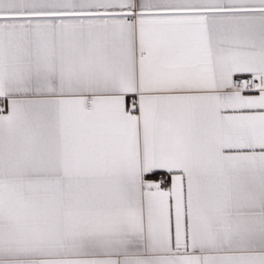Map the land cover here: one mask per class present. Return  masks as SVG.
Wrapping results in <instances>:
<instances>
[{
  "label": "snow or ice",
  "instance_id": "snow-or-ice-1",
  "mask_svg": "<svg viewBox=\"0 0 264 264\" xmlns=\"http://www.w3.org/2000/svg\"><path fill=\"white\" fill-rule=\"evenodd\" d=\"M0 264H264V0H0Z\"/></svg>",
  "mask_w": 264,
  "mask_h": 264
}]
</instances>
